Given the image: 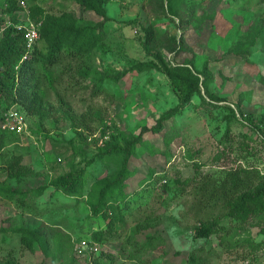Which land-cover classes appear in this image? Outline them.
Wrapping results in <instances>:
<instances>
[{
  "label": "rangeland",
  "instance_id": "rangeland-1",
  "mask_svg": "<svg viewBox=\"0 0 264 264\" xmlns=\"http://www.w3.org/2000/svg\"><path fill=\"white\" fill-rule=\"evenodd\" d=\"M17 1L20 7L6 12V0H0V37L8 25L22 28L26 34L34 29L36 37L31 45L38 38V24L33 21L29 8L32 4L41 5L45 12L55 15L73 10L86 22L101 19L71 0ZM189 4L195 6L196 15H201L203 10L209 15L200 26L194 28L190 24L184 31L177 25L178 18H174L173 24L164 18L155 19L158 17L154 14L155 0H109L105 37L102 45L88 55V63L99 71L117 74L138 62L157 63L152 53L161 51L170 62H182L195 53L197 67L209 58L213 72L211 93L225 100H210L203 92L205 100L215 103L217 108L203 106L196 97L174 121H167L161 132L144 136L158 151L145 152L131 160L137 171L130 178L127 191L140 189L137 182L153 170L151 183H143L145 188L152 189L153 196L145 210H137L134 216L127 217L125 228L109 227L112 234L105 243L95 242L92 234L97 229H106L107 220L92 218L86 200L88 192L115 171L113 164L107 166L95 161L87 165L78 198L53 187L40 196L27 198L24 203L0 197V264H189L191 254L206 257L201 264H264V236L258 232L255 219L248 220L244 229H239V222L219 217L216 233L196 238L195 230L201 227V221L196 218L212 219L221 215V210L216 207L206 213L196 212L191 209L190 188L180 191L177 184L178 178L239 164L254 165L264 172V125L258 123L264 111V55L259 49L247 58L225 54L253 22L264 16V0H189ZM149 25L154 26L165 41L171 31L177 37L184 31L190 51L175 55L165 47H151L148 53L142 46L145 37L142 27ZM56 73L55 88L44 96L51 117L28 115L16 106L6 111L20 112L24 131L18 141L2 149L0 162L6 163L13 155L21 154L23 162L40 174L17 180L0 172V182L7 181L14 186L27 182L36 187L66 173L71 164L84 165L108 138L99 128H92L84 131L85 138L80 139L70 121L62 117L60 108L81 115L89 108L100 107L109 129L116 126L129 139L138 135L143 125L151 127L179 102L169 77L156 68L128 72L118 82L105 83L104 90L96 97H92L90 89L73 85L67 75L61 73V68H57ZM236 103L243 112L252 113L259 128L239 119L226 122V106L232 105L240 111ZM164 136L173 137L168 147L163 143ZM164 150L168 152L166 156L162 153ZM164 183H168L169 190L163 189ZM146 215L157 219L149 227L137 229L135 225ZM24 227H41L45 232L32 249L16 232ZM81 239L89 240L92 248L79 255L74 248ZM201 248L203 251H199Z\"/></svg>",
  "mask_w": 264,
  "mask_h": 264
},
{
  "label": "trees",
  "instance_id": "trees-1",
  "mask_svg": "<svg viewBox=\"0 0 264 264\" xmlns=\"http://www.w3.org/2000/svg\"><path fill=\"white\" fill-rule=\"evenodd\" d=\"M71 1L84 10L95 13L101 19L86 22L73 10H64L55 15L45 12L41 5L32 4L29 8L33 21L38 24V38L30 46L31 48L27 46L28 39L22 28L15 25L4 28L0 37V122L3 114L12 106H16L17 110L28 115L39 114L45 118L51 117L52 112L45 107L44 96L49 89L55 88L58 78L57 68H61V73L66 74L73 85L90 89L92 97L98 96L104 90L105 83L118 82L128 72H142L156 68L169 77L179 102L170 112L162 114L151 127L143 125L139 134L129 139L116 126H113L112 130L109 129L100 107L89 108V111L81 115L70 114L69 109L60 108L62 117L70 121L71 127L80 139L85 138L84 131L93 130L92 128H99L102 130V135L107 134L108 138L102 141L96 153L85 161L84 165L71 164L66 173L36 187L29 186L27 182L21 186L11 185L7 181L0 182V197L6 200L16 199L24 203L27 198L40 196L47 188L53 187L65 195L78 198L83 189L87 165L95 161L107 166L113 164L116 166L115 171L103 178L100 185L90 190L86 200L92 218L107 220L106 229H97L92 234L95 242L105 243L112 234L109 227L125 228L127 217L134 216L137 210H145L150 202L152 189L145 188L143 183H151L155 173L153 170L137 182L141 186L140 189L127 191L130 178L137 171L133 168L131 160L139 158L145 152L154 154L158 151L152 148L144 136L148 133L161 132L164 124L182 114L184 108L196 97L200 98L203 106L217 108L218 105L205 100L203 92L210 100L223 101L225 98L211 93L210 83L213 80V72L209 58L203 61L201 67H197L195 53L185 57L182 62L174 60L170 62L158 50L160 52L152 53L157 63L138 62L117 74H107L92 67L87 57L99 48L104 40L105 23L109 20L106 3L109 0ZM18 7L20 5L17 0H6V12H13ZM154 11L158 16L155 18L157 20L164 18L173 24L174 18H178L177 25L184 31L190 24H193V27L200 26L209 15L204 10L201 15H196L195 6H191L189 0H155ZM142 30L145 36L142 46L148 53L151 52V47H165L175 55L190 51L184 31L177 37L170 29L171 34L166 35L165 41L160 37L161 35L158 36L159 33L152 25L142 27ZM257 49L264 55V16L253 22L225 54L247 58ZM86 79L88 83L84 84L83 81ZM262 80L264 84V76ZM236 104L240 111L232 105L226 106L228 113L224 115V119L227 123L239 119L249 126L253 124L255 128H259V124L264 125V111L258 124L254 123L251 112H243L239 108V103ZM243 136L248 138L247 133ZM19 137V134L0 127V153L11 142L18 141ZM172 138L163 137L165 147L172 143ZM162 153L165 156L168 154L165 150ZM0 172H6L8 178L17 180H21L20 178L24 176L31 178L40 174L35 169L32 171V168L23 162L21 154L13 155L6 163L1 161ZM44 178L46 179V175ZM177 184L180 191H187V188H190L191 209L196 212L206 213L207 210L216 207L221 210L219 216L210 215V217L214 216L212 219L196 218L201 221V227L195 230L196 238H207L216 233L219 229L217 224L219 217L234 219L240 223L239 229H244V224L248 220L255 219L254 223L259 227L258 232L264 236V172L256 166L239 164L231 168H219L210 173L199 172L190 178H178ZM169 188L168 183L163 184L164 190L167 191ZM156 219L157 217L146 215L145 219L139 220L135 226L137 229H144ZM16 232L20 234L22 242L29 249H32L33 244L42 240L45 235L41 227H24L17 229ZM250 240L247 238L248 242ZM199 251H203V248ZM188 258L189 264H201L207 260L206 257L196 254H191Z\"/></svg>",
  "mask_w": 264,
  "mask_h": 264
},
{
  "label": "built area",
  "instance_id": "built-area-1",
  "mask_svg": "<svg viewBox=\"0 0 264 264\" xmlns=\"http://www.w3.org/2000/svg\"><path fill=\"white\" fill-rule=\"evenodd\" d=\"M26 37L28 39L27 46L29 47L32 43L33 38L36 37V31L34 29L30 30L26 34ZM11 113V112H10ZM9 112H5L3 114V120L1 121V128L10 132H14L16 134H22L24 131V118L22 115H20V112H13L10 114ZM91 249L92 246L90 244V241L87 239H81L74 250L81 255L82 253L85 252V250Z\"/></svg>",
  "mask_w": 264,
  "mask_h": 264
}]
</instances>
